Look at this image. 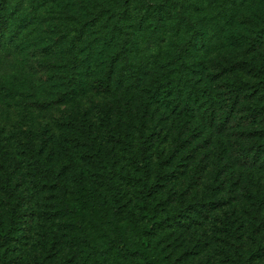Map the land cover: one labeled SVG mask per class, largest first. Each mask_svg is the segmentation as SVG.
<instances>
[{
  "label": "rangeland",
  "instance_id": "374dc122",
  "mask_svg": "<svg viewBox=\"0 0 264 264\" xmlns=\"http://www.w3.org/2000/svg\"><path fill=\"white\" fill-rule=\"evenodd\" d=\"M7 4L6 263L156 264L125 252L141 248L162 264H264V84L252 69L264 77V33L253 43L264 0ZM27 143L65 185L66 209ZM143 182L157 184L149 202L170 217L149 236ZM211 185L217 202L195 207Z\"/></svg>",
  "mask_w": 264,
  "mask_h": 264
},
{
  "label": "trees",
  "instance_id": "16d2710c",
  "mask_svg": "<svg viewBox=\"0 0 264 264\" xmlns=\"http://www.w3.org/2000/svg\"><path fill=\"white\" fill-rule=\"evenodd\" d=\"M10 23V17L8 15V4L7 0H0V33H3L6 29H8ZM262 33H264V26L260 28V30L257 32L256 36L253 38V43H261V37ZM264 40V37H262ZM254 71L259 73L260 77V82L264 84V77L261 74V72L256 69L255 67L252 68ZM103 82V81H101ZM62 124H65L67 126H76V127H81V123L78 121H71V120H65L62 122ZM27 147V153L31 155L33 158V165L36 170L39 172L41 171L45 176L52 178L54 180L56 186H57V197L60 202L61 208L66 209V200H65V194H66V187L61 181V179L58 177L56 172L49 167L47 164L40 162L38 158V152L36 149H34L33 145L31 143L26 144ZM109 178V183L111 184V189L113 191V201L116 203L118 201V190L115 187V184L111 182L112 176H107ZM6 185L4 186L7 192H9L8 188L10 186L8 185L9 182V177L6 178ZM157 184H151L148 185L146 182H143L141 184V188L139 190V209H140V216L144 219L145 221V227H144V236H149L152 233H154L155 230L158 228H161L168 222L170 217H160L157 216L156 213V207L152 206V204L149 202V199L151 196H153L157 189H156ZM215 186L211 185L210 186V192H209V197L206 201H200L196 200L195 201V207L201 208L203 206H209L210 204L216 203V197H215ZM2 244L0 242V264H7L6 259H5V254L2 252ZM256 249V248H255ZM128 254L131 255H140L144 257L147 260L154 261L156 264H162L157 261L156 257L146 251V249H141V248H136L133 250H126L125 251Z\"/></svg>",
  "mask_w": 264,
  "mask_h": 264
}]
</instances>
